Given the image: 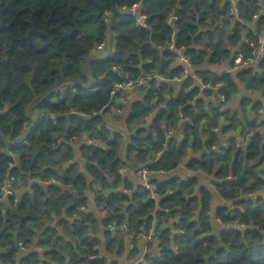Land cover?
<instances>
[{
    "label": "trees",
    "instance_id": "obj_1",
    "mask_svg": "<svg viewBox=\"0 0 264 264\" xmlns=\"http://www.w3.org/2000/svg\"><path fill=\"white\" fill-rule=\"evenodd\" d=\"M99 2L114 11L107 23L94 0H0V184L13 177L19 195L0 202V264H264V58L220 72L264 39V0ZM133 5L145 28L119 11ZM102 42L111 47L97 52ZM170 43L196 78L146 79L117 131L105 116L113 86L178 77ZM239 85L261 99L232 111ZM245 164L260 172L241 177ZM143 168L155 201L131 182ZM150 229L157 242L136 237Z\"/></svg>",
    "mask_w": 264,
    "mask_h": 264
},
{
    "label": "built area",
    "instance_id": "obj_2",
    "mask_svg": "<svg viewBox=\"0 0 264 264\" xmlns=\"http://www.w3.org/2000/svg\"><path fill=\"white\" fill-rule=\"evenodd\" d=\"M120 12H125V11H130L135 14L136 17V25L145 28V21L147 17L143 14L140 13V9L138 6L133 5L129 8L127 7H121L119 8ZM231 11L233 13H236L237 9L236 7H232ZM114 14V11H104L103 12V22L107 23L110 18H112ZM248 45V53H244L242 51H237L235 55L233 56L231 60L230 66L227 68L226 71L224 72H236L239 70H244L248 69L251 66H254L258 64L263 58H264V39L259 38L256 42L255 41H246ZM111 45L107 44L106 42L99 43L96 45L95 49L97 52L103 51L105 49H110ZM166 50L172 52L175 54L176 59L175 62L177 66L180 67L181 74L178 77H173L172 79L169 80H164V78L153 75L149 76L147 78H139L137 80H127L121 83H117L113 86V90L111 92V95L116 96L118 102L116 106L113 107V115H122L123 113V108L125 105H127L130 101L133 99L137 98L135 94H140V87L142 86L143 82L146 79H158V83H161L163 81L168 82V83H176L180 84L184 79H195V69L194 66L191 63V59L189 55L185 53V48L183 46H175L174 44L170 43L167 45ZM218 78L220 77V74L217 76ZM198 82V87L200 90L206 89V88H212V89H218L221 87H224L225 84L222 82H217L214 85L207 84L204 85L200 80ZM220 102L224 101V97L222 95H219L218 97ZM258 113L260 116L264 118V109H259ZM44 116L43 113L39 114V117ZM182 117H180L179 124L181 122ZM148 120V118H147ZM175 128H170L166 132V137H172L175 134ZM235 137H236V147H241L244 145L245 141L244 139L240 136L239 131L235 132ZM249 134H252L251 132ZM229 139H226L221 143V146L223 149H227L229 147ZM212 150H217L218 148L213 145L211 147ZM136 179L138 183H140L144 189L148 192V198L152 201H155L158 199V194H157V185L150 180L149 173L146 168L139 169L135 172ZM13 177H7L3 180V182L0 184V202L3 201L4 199H13L14 203H17L19 200V195H17V192L15 188H13ZM57 183L55 180L51 179L48 181H45L43 184H53ZM127 192V191H125ZM82 210V208H81ZM115 223L112 222L109 224V227L114 226ZM181 233V232H180ZM138 239H143L146 242H157L155 232L153 229H150L147 234H139L136 236ZM20 247L21 251H26L25 248H23L20 244H18ZM94 258L93 256L90 257V259Z\"/></svg>",
    "mask_w": 264,
    "mask_h": 264
},
{
    "label": "crops",
    "instance_id": "obj_3",
    "mask_svg": "<svg viewBox=\"0 0 264 264\" xmlns=\"http://www.w3.org/2000/svg\"><path fill=\"white\" fill-rule=\"evenodd\" d=\"M103 53H105V51L102 52L101 54H103ZM227 68H228V66H227V67L224 66V67L221 69L220 72H224V71H226ZM250 93H251V92H246V91L243 89V87H242L241 85H239V93H238L236 96L233 97L232 101H230V103H229L228 106H227L228 109H229V110H232V111H233V110H234V111H237V109H238V104H239V101H240V98H242L243 96H245V97H251V99H253V100H260V99H261V96H260L259 93H252V94H250ZM106 119H107V118H106ZM107 122H108L110 125L112 124V122H111L110 119H107ZM230 135H231V134H230ZM203 181H205V178L203 179ZM131 182H135V183L137 182L136 176H133V177H132ZM16 191H17V189H16ZM132 247H133V245L128 243V248L131 249ZM35 250H36V251H42L41 248H35ZM28 251H29V249H26L25 252H28ZM145 251H146L145 247L141 246V247H140V251H139V255H138V257H137V259H136L135 261L141 259V258H142V252H145Z\"/></svg>",
    "mask_w": 264,
    "mask_h": 264
},
{
    "label": "water",
    "instance_id": "obj_4",
    "mask_svg": "<svg viewBox=\"0 0 264 264\" xmlns=\"http://www.w3.org/2000/svg\"><path fill=\"white\" fill-rule=\"evenodd\" d=\"M95 1V3H96V5H97V7H98V13H97V17H100L102 14H103V12H104V9H103V7H102V5L100 4V2H99V0H94ZM261 15H264V12L263 11H261V13H260V15L259 16H261ZM1 135V134H0ZM84 139L86 138L85 136L83 137ZM11 146V145H10ZM260 171L258 170V169H255L254 168V165H247V164H245L244 165V167H243V170H242V172H241V177H243L246 173H254V174H258ZM13 241H14V244L16 245V246H18V243H17V235L16 234H14V237H13ZM97 263L98 262V258L97 257H95V258H92V259H89L88 260V262L86 263V264H91V263Z\"/></svg>",
    "mask_w": 264,
    "mask_h": 264
},
{
    "label": "rangeland",
    "instance_id": "obj_5",
    "mask_svg": "<svg viewBox=\"0 0 264 264\" xmlns=\"http://www.w3.org/2000/svg\"><path fill=\"white\" fill-rule=\"evenodd\" d=\"M109 53V52H108ZM106 55V52L103 54H100L99 57H104ZM94 56V55H93ZM97 57V56H96ZM137 93L135 94V96L137 97ZM227 108V106H226ZM105 116L107 117V119H110L112 124L111 126L114 127L117 131H122L125 133V127L123 126V115L120 116H115L113 115L110 111L107 112L105 114ZM106 119V120H107Z\"/></svg>",
    "mask_w": 264,
    "mask_h": 264
}]
</instances>
